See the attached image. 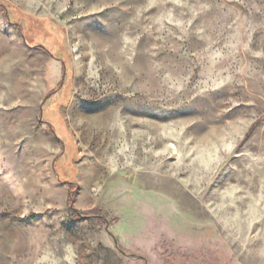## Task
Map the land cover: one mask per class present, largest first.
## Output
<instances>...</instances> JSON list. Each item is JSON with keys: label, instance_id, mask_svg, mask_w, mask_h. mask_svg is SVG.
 <instances>
[{"label": "rangeland", "instance_id": "374dc122", "mask_svg": "<svg viewBox=\"0 0 264 264\" xmlns=\"http://www.w3.org/2000/svg\"><path fill=\"white\" fill-rule=\"evenodd\" d=\"M0 264H264V0H0Z\"/></svg>", "mask_w": 264, "mask_h": 264}]
</instances>
